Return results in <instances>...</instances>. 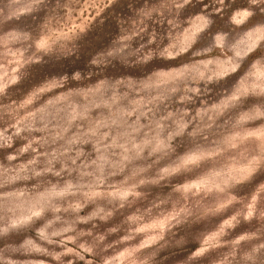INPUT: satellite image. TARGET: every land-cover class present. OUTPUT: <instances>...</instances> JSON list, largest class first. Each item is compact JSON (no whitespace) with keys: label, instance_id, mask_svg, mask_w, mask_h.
Wrapping results in <instances>:
<instances>
[{"label":"clouds","instance_id":"9594fccd","mask_svg":"<svg viewBox=\"0 0 264 264\" xmlns=\"http://www.w3.org/2000/svg\"><path fill=\"white\" fill-rule=\"evenodd\" d=\"M0 264H264V0H0Z\"/></svg>","mask_w":264,"mask_h":264}]
</instances>
